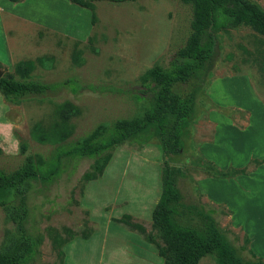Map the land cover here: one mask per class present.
Returning <instances> with one entry per match:
<instances>
[{"label": "rangeland", "instance_id": "rangeland-1", "mask_svg": "<svg viewBox=\"0 0 264 264\" xmlns=\"http://www.w3.org/2000/svg\"><path fill=\"white\" fill-rule=\"evenodd\" d=\"M251 1L264 10V0ZM189 21L190 9L179 0L97 2L92 9L66 0H0L1 76L14 74L18 62H32L33 79L57 85L42 101L15 105L0 95V168L20 163L21 143L25 154L50 152L52 144L39 142L33 130L38 125L47 133L55 108L65 102L75 108L67 141L139 113L143 103L131 98L145 97L137 77L155 64L167 65L184 44ZM214 36L205 71L174 88L193 100L192 124L178 155L165 156L156 138L142 147L123 143L96 179H83L91 159H64L56 180L31 184L21 224L36 243L28 264H162L150 213L165 161L177 169L181 223L198 227L210 220L242 261L264 260V164L250 163L264 159V73L257 54L264 37L246 27ZM199 156L220 170L247 167V175L212 178ZM126 216L143 232L129 228ZM4 218L0 209V246L17 234L15 223ZM197 264L215 263L204 256Z\"/></svg>", "mask_w": 264, "mask_h": 264}, {"label": "trees", "instance_id": "trees-1", "mask_svg": "<svg viewBox=\"0 0 264 264\" xmlns=\"http://www.w3.org/2000/svg\"><path fill=\"white\" fill-rule=\"evenodd\" d=\"M6 1L16 3L19 0ZM66 1L92 9L97 2L122 4L136 0ZM179 1L190 9L188 35L165 67L155 64L137 77L136 83L142 89L139 92L145 97L134 94L131 98L143 103L139 113L100 124L83 137L67 141L72 130L67 123L75 108L65 102L55 108L56 121L47 133L38 125L33 130L38 133L39 142L52 144L50 152L45 155L25 154V145L21 143L20 163L12 169L0 168V209L5 221L17 226V234L9 235L0 246V264H28L35 252L36 243L21 226L25 217L23 196L32 183L49 184L56 180L64 171V159H91L90 170L84 173L83 179H96L109 161L113 148L123 143L142 147L156 138L165 156L178 155L185 147L184 140L192 124L193 100H183L174 92L175 86L205 71L214 53L215 32L246 27L264 37V10L251 0ZM257 54L260 56L259 70L264 73V47L258 49ZM33 68L32 62H18L14 74L0 77V95L5 101L15 105L27 100L42 101L47 92L57 86L33 79L30 75ZM199 157L212 178L232 179L247 175V167L220 170ZM250 163L257 167L264 164V159H254ZM176 172L177 169L165 161L160 177V195L150 213L151 228L158 240L155 247L162 264H197L204 256L211 257L215 264H264L259 258L254 262L238 258L221 230L210 220L198 227L181 223L184 214L173 182ZM124 219L128 217L122 220L129 228L143 232L140 226Z\"/></svg>", "mask_w": 264, "mask_h": 264}, {"label": "crops", "instance_id": "crops-1", "mask_svg": "<svg viewBox=\"0 0 264 264\" xmlns=\"http://www.w3.org/2000/svg\"><path fill=\"white\" fill-rule=\"evenodd\" d=\"M228 201V200H227ZM247 224V223H246ZM246 228H248V226H246ZM263 228H264V223H262V228H261V231H260V238H262V236H263ZM247 230H249V229H247ZM252 233H254L253 231H252ZM256 233H258L259 234V231L258 232H255V234ZM254 237V236H253ZM255 238H259V236L258 237H254L253 239H255ZM252 239V240H253ZM260 248V250L262 249L261 247H259Z\"/></svg>", "mask_w": 264, "mask_h": 264}, {"label": "water", "instance_id": "water-1", "mask_svg": "<svg viewBox=\"0 0 264 264\" xmlns=\"http://www.w3.org/2000/svg\"><path fill=\"white\" fill-rule=\"evenodd\" d=\"M0 77H1V73H0Z\"/></svg>", "mask_w": 264, "mask_h": 264}]
</instances>
